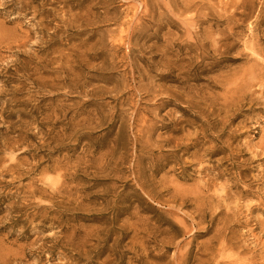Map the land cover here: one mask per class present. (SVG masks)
Segmentation results:
<instances>
[{
  "label": "rangeland",
  "instance_id": "374dc122",
  "mask_svg": "<svg viewBox=\"0 0 264 264\" xmlns=\"http://www.w3.org/2000/svg\"><path fill=\"white\" fill-rule=\"evenodd\" d=\"M263 246L264 0H0V264Z\"/></svg>",
  "mask_w": 264,
  "mask_h": 264
},
{
  "label": "bare ground",
  "instance_id": "6f19581e",
  "mask_svg": "<svg viewBox=\"0 0 264 264\" xmlns=\"http://www.w3.org/2000/svg\"><path fill=\"white\" fill-rule=\"evenodd\" d=\"M257 248L256 245L254 246V249ZM233 262H229V264H234L239 260L238 256L233 258ZM248 264V263H247ZM250 264H264V246L261 248V250L258 251V254L255 255V260L250 262Z\"/></svg>",
  "mask_w": 264,
  "mask_h": 264
}]
</instances>
